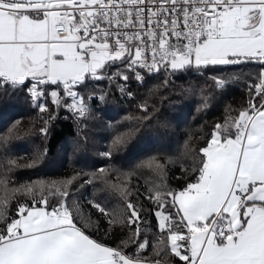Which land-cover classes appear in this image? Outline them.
<instances>
[{"label": "snow or ice", "instance_id": "snow-or-ice-1", "mask_svg": "<svg viewBox=\"0 0 264 264\" xmlns=\"http://www.w3.org/2000/svg\"><path fill=\"white\" fill-rule=\"evenodd\" d=\"M252 63L260 72L248 86L251 99L213 126L195 166L177 177L182 185L167 183L157 157L138 165L160 177L147 196L156 220L151 234L130 189L118 207L93 203L100 214L93 221L69 203L72 180L33 182L23 186L32 199L16 200L14 214L11 201L0 199V264H264V0H0V89L27 88L41 113L49 109L40 101L50 98L73 115H90L76 90L89 79L126 83L131 72L143 82L144 74ZM211 79L217 89L229 82ZM126 138L117 135L113 145ZM17 166L0 158L6 192ZM117 229H128L119 243Z\"/></svg>", "mask_w": 264, "mask_h": 264}, {"label": "trees", "instance_id": "trees-1", "mask_svg": "<svg viewBox=\"0 0 264 264\" xmlns=\"http://www.w3.org/2000/svg\"><path fill=\"white\" fill-rule=\"evenodd\" d=\"M259 72L255 63L220 66L215 72H163L142 84L132 82L123 92L118 81L89 79L86 87L76 89L91 109L85 117L54 106L50 98L40 101L49 109L41 113L27 88L0 89V136L15 125L7 145H0V158H11L18 165L10 174L8 191L0 185V199L11 201L10 212L14 214L16 200L23 203L32 199L23 186L72 180L69 203L77 204L85 216L96 221L100 214L93 203L100 202L109 209L118 207L121 193L130 189L133 202L146 210L143 228L151 234L156 220L147 211L151 203L147 196L160 177L152 168L138 165L157 157L166 165L167 183L173 188L182 185L183 180L177 179L183 174L182 168L190 171L195 166L199 159L196 149L204 145L213 126L222 123L229 110L247 105L251 99L248 86L259 82ZM213 75L225 77L228 85L217 89ZM93 94L94 98H89ZM45 126L47 135L40 133ZM121 133L127 134L126 142L113 145L114 137ZM109 151L110 157L102 155ZM123 173L132 175L129 178ZM105 179L117 187L106 186ZM14 188L19 191L13 193ZM127 231L117 229L115 243L125 238ZM150 252L148 249L143 256Z\"/></svg>", "mask_w": 264, "mask_h": 264}, {"label": "built area", "instance_id": "built-area-1", "mask_svg": "<svg viewBox=\"0 0 264 264\" xmlns=\"http://www.w3.org/2000/svg\"><path fill=\"white\" fill-rule=\"evenodd\" d=\"M113 69H116V68L114 67ZM161 73H163V72H161ZM109 74H111V73H109ZM159 74H160V73H159ZM128 75H129V80H128L126 83H125L122 79H119V78H116V79H114L113 81H118V82L120 83V88H121V86H123L124 90H127V88H128L129 86H131L132 82L135 83V84H142V83H144V82H145L150 76L157 75V74H151V75H149V74H144V80H143V82L137 81L136 78H135V75L132 74L131 72H129ZM105 80H107V79H105Z\"/></svg>", "mask_w": 264, "mask_h": 264}]
</instances>
